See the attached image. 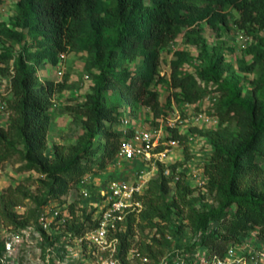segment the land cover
<instances>
[{
  "label": "trees",
  "instance_id": "obj_1",
  "mask_svg": "<svg viewBox=\"0 0 264 264\" xmlns=\"http://www.w3.org/2000/svg\"><path fill=\"white\" fill-rule=\"evenodd\" d=\"M15 1L13 19L10 23L0 21V41L18 50L0 49V63L7 65L0 72L11 76L12 90V99L8 100L12 124L8 129L0 128V156L2 148H11L14 139L23 143L27 169L46 176L39 181L40 189L45 190L43 197L37 199L42 208L66 193L68 183L84 172L86 163L97 161L105 168L116 161L125 139L122 140V134L105 128L103 120L116 123L125 117L114 116L113 107L106 104L105 93L121 98V106L129 110V115L137 114L141 107L149 108L154 119L166 113L154 86L161 78L163 49L174 43L185 29H190L189 34H198L199 23L206 21L220 32V27L227 26L235 12L236 28L259 42L252 52L253 66L262 69L257 84L264 90V38L257 36V32L264 34V0ZM3 3L0 0V10ZM74 53L91 55L98 70L93 92L80 108L90 125L70 153L63 146H57L54 158H47L44 154L52 122L50 105L58 87L53 82L41 83L38 71L48 62L56 64L62 55ZM222 63L223 54H217L215 63L201 76L223 89L218 115L224 122L238 119L243 136L240 142L234 143L217 132L212 133L215 151L212 164L205 172L209 190L218 194L222 207L200 213L196 224V229L202 231L200 246L220 256L230 245L240 242L237 230L248 227L250 222L256 225L252 224V231L264 235V197L256 193L254 182L261 169L253 161L257 156L264 158V102L258 108L250 106L228 84H221L214 72ZM194 83L173 76L172 86L176 95L181 89L180 95L194 101L197 97L192 92L199 94ZM101 136H105V144L100 142L95 146ZM164 170L161 166L158 176L150 182L142 198V212L129 216L124 250L132 245L128 236L134 226L141 230L159 226L171 219L175 209L179 211L181 205H186L191 186L184 180L177 181L176 194L169 201L164 191L167 180L157 183ZM243 184H248V192L240 194L238 189ZM27 198L28 192L22 186L1 193L0 224L16 229L26 227L29 220L22 218L16 209ZM68 228L77 233L84 230L83 224L76 223ZM140 244V251L157 262L165 255L170 242L165 237H154Z\"/></svg>",
  "mask_w": 264,
  "mask_h": 264
},
{
  "label": "rangeland",
  "instance_id": "obj_2",
  "mask_svg": "<svg viewBox=\"0 0 264 264\" xmlns=\"http://www.w3.org/2000/svg\"><path fill=\"white\" fill-rule=\"evenodd\" d=\"M15 0H4L0 10V21L10 23L15 16ZM237 14L230 17L229 24L222 25L220 32H216L208 22L203 21L198 25V34H189L190 29H185L183 34L168 47L162 51V64L160 67V80L155 83V90L159 93L161 103L165 112L177 109L181 114L186 112H204L209 116H214L216 121L214 125L202 129H192L189 134L200 139L198 156L192 154L189 146H187L188 135L182 139L184 150L178 153L180 161L171 165L166 173L157 178V183L161 184L162 180H167L164 188L165 195L171 201L177 191L176 175L178 168H184L187 162L192 158H197L195 164L206 169L212 164L215 146L212 142V133L217 132L222 138L234 143L241 141L243 136V128L238 119L232 121H222L219 114V97L223 93V89L214 81L207 80L201 75L209 70L215 63L217 54H223L224 63L218 67L214 76L221 84H228L239 96L242 102L258 108L264 102V90L258 86L257 81L262 77V69L259 66H253V50L258 46L259 42L256 38L246 37L235 26L234 20ZM242 36L244 38H242ZM257 36L264 38L262 32H257ZM0 49H15L8 42L0 41ZM12 64L11 67L12 71ZM64 69L63 76L57 75L58 67ZM7 65L0 63V70L6 69ZM41 83L45 84L53 82L58 88L51 100L50 113L52 122L47 135V149L44 157L54 158L57 146H63L66 153H70V149L87 134L90 123L80 108L85 105L88 95L92 94L95 86V76L98 70L93 65V58L87 53H74L65 56L62 62L56 64L48 62L39 68ZM173 76L178 79L194 81L195 89L199 92L193 97L194 101H189L184 94L180 95L181 89L177 91L173 88ZM225 90V89H224ZM106 94V104L111 105L114 109V116L121 118L129 117L136 122L143 124H155L154 115L149 108L141 107L137 114L129 115V110L125 109L121 104V98L113 93ZM12 99L11 76L0 72V128L8 129L12 124V111L9 109L8 100ZM119 106V107H116ZM104 126L115 132L122 134V140L128 135L125 134L124 126L121 120L111 123L104 119ZM177 137V134H174ZM10 142V141H9ZM100 142H106L105 136L99 137L95 141V146ZM0 156V194L8 188H16L22 186L25 192H28V198L21 207L16 211L29 223L35 220V216L42 209L38 198H42L45 190H41L40 180H45L46 176L40 174L37 170H28L27 154L24 151L23 143L18 140L12 141V146L2 148ZM37 159V157H36ZM254 164L259 166L261 171L254 178L256 193L264 197V158L255 157ZM132 165L129 163H121L119 165L114 162L101 168L97 161L86 163L84 172L79 173V178L71 180L68 183L66 193L56 200H51L53 205L65 207L73 216V222L84 225L92 224V216H88L87 212L93 211L92 207H86L85 203H89L91 199L84 200L82 191L86 187L93 194L108 179L119 175L121 172L130 171ZM183 177V175H181ZM185 181V180H184ZM251 184V183H250ZM253 184V183H252ZM193 186V185H192ZM248 184H243L238 189L240 194L248 192ZM192 193L189 195L186 205H181V209L174 210V214L168 222H163L159 226L146 228L141 230L134 226L133 232L128 236L132 245L139 248L140 243L152 238H164L166 234L174 237V243H170L167 248L168 253L176 249L178 244L183 248L186 246L188 250L192 241L202 231L196 229L197 218L200 213L217 211L222 207V201L217 193H211L208 183L202 186L195 185L191 187ZM86 203V204H87ZM40 204V205H39ZM86 209H85V207ZM236 206V205H235ZM256 227L254 223H248V227L237 230V236L240 242H245L252 235L253 229ZM250 226V227H249ZM160 258V257H159ZM26 262H30L24 257ZM162 259V258H160ZM159 259V260H160Z\"/></svg>",
  "mask_w": 264,
  "mask_h": 264
},
{
  "label": "built area",
  "instance_id": "obj_3",
  "mask_svg": "<svg viewBox=\"0 0 264 264\" xmlns=\"http://www.w3.org/2000/svg\"><path fill=\"white\" fill-rule=\"evenodd\" d=\"M64 59L62 55L60 62ZM58 69L57 75L62 77L64 69ZM215 121L214 116L202 111L181 114L177 109L162 114L154 120L155 124L135 123L125 117L122 125L128 137L114 163H129L133 169L108 179L93 194L88 188L83 189V199H91L85 205L93 209L87 212L92 224H84L81 233L70 230L72 214L49 202L24 228L0 224V264H264V235L258 232L245 242L230 245L223 256L210 254L207 247L200 246L201 234L193 239L191 251L179 243L157 262L133 245L123 249L127 220L142 212V198L161 166L167 173L171 165L181 160L177 154L184 150L182 139L192 129L209 127ZM200 143V139L189 134L187 146L197 158ZM197 158L177 169V181L185 180L191 187L208 183L205 168L195 164ZM165 238L170 243L175 241L168 234Z\"/></svg>",
  "mask_w": 264,
  "mask_h": 264
}]
</instances>
